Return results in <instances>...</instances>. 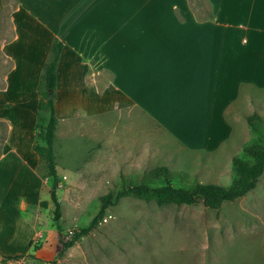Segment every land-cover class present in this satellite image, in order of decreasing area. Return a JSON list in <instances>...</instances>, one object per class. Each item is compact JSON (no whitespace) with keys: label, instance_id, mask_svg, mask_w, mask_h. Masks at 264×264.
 I'll return each instance as SVG.
<instances>
[{"label":"crops","instance_id":"1","mask_svg":"<svg viewBox=\"0 0 264 264\" xmlns=\"http://www.w3.org/2000/svg\"><path fill=\"white\" fill-rule=\"evenodd\" d=\"M205 1L209 14L200 17L191 0H14L11 33L0 36L10 63L0 74V121L8 126L0 163L14 161L25 188L7 205L16 198L33 203L40 196L38 187L29 193L33 180H45L25 141L32 147L36 139L37 85L56 38L64 46L55 150L70 129L92 142L89 129L102 126L103 116L127 110L189 152L226 145L238 121L228 114L244 102L241 87L264 80V0ZM4 13L0 0V34ZM32 127L33 139L24 141ZM59 170L74 172L57 163ZM18 254L0 250V260Z\"/></svg>","mask_w":264,"mask_h":264},{"label":"rangeland","instance_id":"2","mask_svg":"<svg viewBox=\"0 0 264 264\" xmlns=\"http://www.w3.org/2000/svg\"><path fill=\"white\" fill-rule=\"evenodd\" d=\"M191 1L200 17L209 14L205 0ZM4 2L1 37L11 33L7 17L15 4L14 0ZM9 66L0 54V74ZM241 98L244 102L235 104L228 114L231 120L238 117L228 142L212 154L185 150L154 122L138 116L137 111L103 116L102 126L89 129L96 138L92 142L82 141L75 129L67 131L62 149L55 150L56 162L74 172L64 174L59 170L58 221L50 197L51 178L41 175L43 165L39 163L37 172L45 180L40 179L41 184L34 179L29 191L38 193L37 187L40 189L36 201L16 198L9 206L11 196L25 187L18 165L3 161L0 250L19 253L25 264H264V173L253 190L225 202L218 210L201 203L159 205L123 197L106 209L88 234L63 249L72 232L87 226L96 216L99 196L116 191L122 181H139L157 165L188 172L190 177L173 180L178 186L192 187L195 181L230 184L232 159L251 137L246 117L253 112L264 117V80L262 85H243ZM32 129L25 133L24 141L33 139ZM7 134L8 126L0 124V153ZM25 142L26 148L33 150ZM121 174L125 176L122 181ZM45 200L46 207L41 205ZM5 260L1 258V264Z\"/></svg>","mask_w":264,"mask_h":264},{"label":"trees","instance_id":"3","mask_svg":"<svg viewBox=\"0 0 264 264\" xmlns=\"http://www.w3.org/2000/svg\"><path fill=\"white\" fill-rule=\"evenodd\" d=\"M212 16V15H211ZM64 43L56 38L51 46L50 54L43 66V72L37 85L39 95L36 129L37 135L32 148L43 165L44 178H51L50 197L55 206L54 217L58 221L61 216V203L57 193L60 176L57 172L55 138L58 126L56 115L57 69ZM251 137L243 145L242 152L232 159V180L228 185L203 183L195 181L192 187L178 186L173 183L176 177L188 178L186 171H174L166 165H157L145 172L139 181L125 184L120 175L121 183L116 191H109L99 196V209L96 216L85 227L72 234L69 241L63 243L66 249L72 246L83 235L91 231L98 220L103 217L106 209L126 196H133L145 201H155L159 205H196L203 204L211 209H220L225 202L234 201L253 190L264 173V117L253 112L246 117ZM0 124L6 123L0 121ZM41 205L47 206L48 201ZM22 256H7L18 258Z\"/></svg>","mask_w":264,"mask_h":264},{"label":"built area","instance_id":"4","mask_svg":"<svg viewBox=\"0 0 264 264\" xmlns=\"http://www.w3.org/2000/svg\"><path fill=\"white\" fill-rule=\"evenodd\" d=\"M72 234H73V232H72ZM72 234L70 236V239L72 237ZM5 264H25V258L23 256L18 257V258H6Z\"/></svg>","mask_w":264,"mask_h":264}]
</instances>
